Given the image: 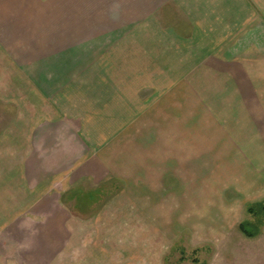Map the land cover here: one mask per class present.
I'll list each match as a JSON object with an SVG mask.
<instances>
[{"label": "crops", "instance_id": "0c3cea01", "mask_svg": "<svg viewBox=\"0 0 264 264\" xmlns=\"http://www.w3.org/2000/svg\"><path fill=\"white\" fill-rule=\"evenodd\" d=\"M0 104L11 110L0 130V257L26 250L37 264L39 249L68 248L63 195L80 200L84 184H124L144 169L156 189L198 159L212 170L204 183L224 191L211 196L231 227L245 204L264 201V0H0ZM200 120L210 128L198 134ZM186 192L130 201L155 217L129 215L130 231L164 232L166 206L171 220L191 214L197 196ZM141 245L143 255L159 248Z\"/></svg>", "mask_w": 264, "mask_h": 264}, {"label": "rangeland", "instance_id": "374dc122", "mask_svg": "<svg viewBox=\"0 0 264 264\" xmlns=\"http://www.w3.org/2000/svg\"><path fill=\"white\" fill-rule=\"evenodd\" d=\"M96 21L94 27L106 28L108 31V25L97 24L100 20ZM83 26L85 33L92 25L85 24ZM53 27L54 31L59 32V26ZM75 27L69 26L70 33ZM10 112V107L7 104L4 106L0 104V130L7 121L10 122L8 120ZM148 123L149 126L157 124L156 121ZM162 123L171 124L168 121H161ZM209 124L205 120L198 121L197 133L200 134L203 129L210 128ZM220 127L222 126L220 125ZM203 138H197L200 144L196 152L199 153L198 157L200 156L201 159L205 152L202 147L206 146V140H200ZM221 139L223 140V138ZM179 164L180 162L176 161V166H172L173 169L178 170ZM208 165H210L208 162H200L198 159L195 172L194 168L190 175L189 171L184 172L188 174L186 177L183 176L182 169L177 173L169 170L160 176L161 179L156 189H149L151 185L146 178V174L150 175L152 170L146 173L144 169H138L139 171L134 172L124 184L112 179L104 180L97 185L87 183L81 188H76L75 191L79 194L82 190L91 191L89 194H81L83 199L78 200L79 197L73 192L64 194V198L70 199L65 200L68 203L66 208L70 211L69 214L73 215V221H70V230L73 225L75 231L64 234L69 235L68 248L50 249V256L47 252L49 249H39L42 259H37V264H41L40 260H46V264H131L130 259L124 260L125 257H133L132 264H142L145 261L141 258L145 251L141 245L143 241H149L150 244L158 243L159 247L149 246V254L143 255L145 258L148 257L146 264H264V216L257 217L261 221L260 224L263 223L259 224V233L248 237L238 228L240 222L249 219L245 204L244 208L240 209L239 217L234 220L233 225L224 229V209L221 207V196L219 199H214L216 196L213 198L211 196V194L214 195V192L224 195V191H218L214 185L204 183L206 177L209 179L212 177V170L206 169ZM217 174L220 176V169H217ZM194 175L196 180L192 179L190 182L186 179ZM187 189H190L191 194L197 196V205L193 207L194 211L191 214L188 213V210L180 217L175 213L171 220V212L166 206V209L163 210L165 217H160L164 224V232L130 231L132 227H130L131 218L129 215L135 218L138 225L141 222L151 225L155 220V217H151L148 221L147 219L144 221L146 217L142 218L135 214L143 211L140 209L141 207L135 211L136 202L130 203V201H137L139 196L147 194L149 191H152L149 192L151 198L157 200L162 196L172 197L175 193L181 194V196L185 193L187 195ZM121 191H125L124 195H118ZM73 196H76V201L73 200ZM112 197H116V199L112 200ZM205 199H209V201H205ZM165 204L169 206V204ZM142 207L146 208L144 204ZM97 224L101 225V231L96 230ZM103 228L105 230H102ZM246 229L252 230L256 227L250 226ZM46 236L47 240L52 242L56 240L55 234L52 237L47 233ZM9 245L14 246L15 243H9ZM66 246L67 243L64 247ZM10 250L12 253L10 258H4L2 255L0 264H29L28 260L31 257H27L26 250L20 256L14 254V248ZM23 254H26V256L24 255L27 257L26 262L23 260Z\"/></svg>", "mask_w": 264, "mask_h": 264}, {"label": "trees", "instance_id": "16d2710c", "mask_svg": "<svg viewBox=\"0 0 264 264\" xmlns=\"http://www.w3.org/2000/svg\"><path fill=\"white\" fill-rule=\"evenodd\" d=\"M246 212L249 215V219L239 223L238 228L245 233L248 237H252L259 233L260 220L258 216H264V202L250 203L246 206ZM260 224V225H259ZM256 227V229L248 230L246 227Z\"/></svg>", "mask_w": 264, "mask_h": 264}]
</instances>
